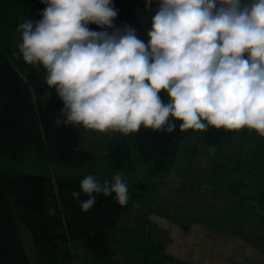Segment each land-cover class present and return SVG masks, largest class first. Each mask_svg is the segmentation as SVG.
Instances as JSON below:
<instances>
[{
    "label": "trees",
    "instance_id": "16d2710c",
    "mask_svg": "<svg viewBox=\"0 0 264 264\" xmlns=\"http://www.w3.org/2000/svg\"><path fill=\"white\" fill-rule=\"evenodd\" d=\"M112 4L118 10L114 24L137 29L138 37L147 44L158 4L154 2L151 11L145 9V0H112ZM45 8L41 0H0V264H33L22 227L31 239L37 264H75L79 247L96 260L120 252L133 264H187L167 252L172 240L168 236L161 242L147 211L133 208L134 202L150 196L182 154L188 160L178 170L180 190L205 189L221 193L238 208L251 205L253 216L264 224V137L255 131L207 128L201 140L215 147L222 158L215 155L214 160L207 153L205 166L197 168L194 147L185 145L198 131H182L180 121H175L171 133L143 126L127 137L104 133L99 154L80 146L81 126L57 127L55 118L63 102L47 85L43 67L37 69L22 57L18 59L13 55L18 48L10 43L18 24L28 18L41 20ZM88 27L101 30L95 24ZM160 95L168 102L167 93ZM40 162L66 169H23L25 163ZM93 171L100 174L101 182L122 172L129 182L128 203L120 206L115 194L99 195L93 208L82 212L71 193L81 191V181ZM87 198L81 193L79 200Z\"/></svg>",
    "mask_w": 264,
    "mask_h": 264
},
{
    "label": "clouds",
    "instance_id": "9594fccd",
    "mask_svg": "<svg viewBox=\"0 0 264 264\" xmlns=\"http://www.w3.org/2000/svg\"><path fill=\"white\" fill-rule=\"evenodd\" d=\"M41 2V20L18 24L13 55L45 70L63 102L57 127L127 137L141 126L171 133L180 121L182 131L247 128L264 137V0H145L148 11L158 4L147 44L114 24L112 0ZM80 189L71 196L84 213L99 195L115 194L120 206L130 198L122 172L103 182L87 175Z\"/></svg>",
    "mask_w": 264,
    "mask_h": 264
},
{
    "label": "rangeland",
    "instance_id": "374dc122",
    "mask_svg": "<svg viewBox=\"0 0 264 264\" xmlns=\"http://www.w3.org/2000/svg\"><path fill=\"white\" fill-rule=\"evenodd\" d=\"M20 42L21 34L13 32L10 35L11 45L17 48ZM82 132L83 140L80 146L99 154L100 139L104 133L85 130L83 127ZM203 133L204 131H198L193 141L185 145L187 148L194 147V162L197 168L205 166L207 153L211 154L214 160L215 155L219 156L216 157L218 159L222 158L219 153L216 154L215 147H208L203 143ZM240 145L241 142L233 146V150ZM187 160V156L182 154L180 161L169 168L168 176L151 189L150 196L134 202L133 208L147 211L157 226L158 237L163 238L161 242L165 243L168 236L172 240L167 244V252L187 264H264V225L253 216L251 205L238 208L234 203L228 202L221 193H210L205 189L196 192L180 190L177 183L178 170ZM49 165H53V168L48 167ZM23 169L48 172L64 171L66 168L51 162H40L25 163ZM90 175L100 176L97 171L91 172ZM21 233L32 263L37 264L33 244L23 227ZM211 252L214 255L209 257ZM228 252L231 259L227 257ZM75 253V264H122L123 261L133 264L129 256L125 257L120 252L113 258L99 260L94 259L90 252L82 247L77 248ZM236 255L240 256L237 261Z\"/></svg>",
    "mask_w": 264,
    "mask_h": 264
},
{
    "label": "crops",
    "instance_id": "0c3cea01",
    "mask_svg": "<svg viewBox=\"0 0 264 264\" xmlns=\"http://www.w3.org/2000/svg\"><path fill=\"white\" fill-rule=\"evenodd\" d=\"M263 225H264V224H263ZM215 252H216V251H215ZM213 255H214V253H213V252H211V253L209 254V257H211V256H213ZM227 257H228V259H231L230 252H228V256H227ZM235 257H236V259H235V260L237 261V260H238V258H239L240 256H237V255H236Z\"/></svg>",
    "mask_w": 264,
    "mask_h": 264
}]
</instances>
